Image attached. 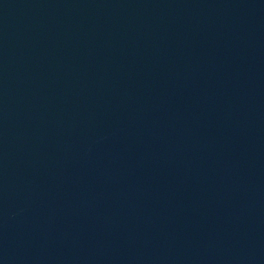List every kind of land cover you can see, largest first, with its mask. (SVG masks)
I'll return each mask as SVG.
<instances>
[{
  "label": "water",
  "instance_id": "95a60500",
  "mask_svg": "<svg viewBox=\"0 0 264 264\" xmlns=\"http://www.w3.org/2000/svg\"><path fill=\"white\" fill-rule=\"evenodd\" d=\"M0 264H264V0H0Z\"/></svg>",
  "mask_w": 264,
  "mask_h": 264
}]
</instances>
